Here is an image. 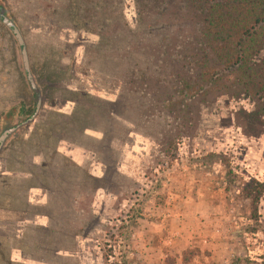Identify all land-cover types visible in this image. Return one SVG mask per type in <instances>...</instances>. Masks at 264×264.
I'll return each instance as SVG.
<instances>
[{"label":"rangeland","instance_id":"374dc122","mask_svg":"<svg viewBox=\"0 0 264 264\" xmlns=\"http://www.w3.org/2000/svg\"><path fill=\"white\" fill-rule=\"evenodd\" d=\"M0 9L41 97L0 151V226L48 218L20 244L29 262L264 264V191L255 210L242 191L264 185V42L226 65L186 0ZM34 108L0 22V133ZM31 188L44 190V206H27ZM7 243L0 264H10Z\"/></svg>","mask_w":264,"mask_h":264},{"label":"trees","instance_id":"16d2710c","mask_svg":"<svg viewBox=\"0 0 264 264\" xmlns=\"http://www.w3.org/2000/svg\"><path fill=\"white\" fill-rule=\"evenodd\" d=\"M186 2L203 16L202 22L210 38L209 44L215 50L223 52L222 60H225L226 65H242L261 49V43L264 42V0ZM30 114L31 111L27 115ZM242 191L255 210L264 185L252 180L244 185Z\"/></svg>","mask_w":264,"mask_h":264},{"label":"crops","instance_id":"0c3cea01","mask_svg":"<svg viewBox=\"0 0 264 264\" xmlns=\"http://www.w3.org/2000/svg\"><path fill=\"white\" fill-rule=\"evenodd\" d=\"M45 199L46 194L44 190L31 188L27 193L26 204L30 208L44 206ZM5 213L8 214V212ZM47 222L48 218L42 214H36L30 217L22 215L18 220L4 222L5 225L0 226V240L8 242L7 244L9 245L8 262L10 264H33L29 262L30 258L25 256V251L20 244H23V239L26 240V232L37 228L45 229L47 228ZM7 228H10L9 235L2 233Z\"/></svg>","mask_w":264,"mask_h":264},{"label":"water","instance_id":"95a60500","mask_svg":"<svg viewBox=\"0 0 264 264\" xmlns=\"http://www.w3.org/2000/svg\"><path fill=\"white\" fill-rule=\"evenodd\" d=\"M0 22L11 32V34L14 36V38L18 44V47H19V50L21 53V58H22L23 71H24L27 83H28L30 89L33 91L34 97H35V108H34L33 114L26 121H24L23 123H21L19 125H16L14 127L6 126L2 130V132L0 133V151H1L5 142L7 141V139L10 137V135L12 133H14L20 126L25 125V124H29L33 121L34 117L37 115V113L39 111V108L41 105V97H40L39 91H38V89H37V87L33 81L32 75L30 73L28 56H27V51H26L24 40H23L18 28L13 23V21L6 17V12L4 9H0Z\"/></svg>","mask_w":264,"mask_h":264}]
</instances>
